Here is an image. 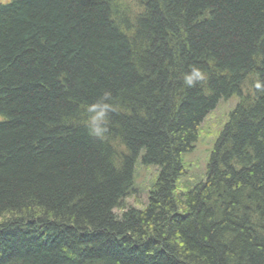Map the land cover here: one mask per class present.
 I'll return each instance as SVG.
<instances>
[{
    "label": "trees",
    "instance_id": "obj_1",
    "mask_svg": "<svg viewBox=\"0 0 264 264\" xmlns=\"http://www.w3.org/2000/svg\"><path fill=\"white\" fill-rule=\"evenodd\" d=\"M191 65L207 78L187 88ZM257 79L264 0H0V264H264ZM106 89L99 140L86 107ZM233 99L182 189L183 155ZM139 163L158 174L127 209Z\"/></svg>",
    "mask_w": 264,
    "mask_h": 264
},
{
    "label": "rangeland",
    "instance_id": "obj_2",
    "mask_svg": "<svg viewBox=\"0 0 264 264\" xmlns=\"http://www.w3.org/2000/svg\"><path fill=\"white\" fill-rule=\"evenodd\" d=\"M236 100L221 102L218 107L209 114L200 126L198 140L191 152L183 155L184 176L180 178V187L191 188L192 184L204 179L214 145L228 121L229 112L236 104ZM158 170L156 167H144L140 163L135 168L133 189L124 200V206L135 209H144L148 202V194L156 180ZM115 213L120 215L122 209Z\"/></svg>",
    "mask_w": 264,
    "mask_h": 264
},
{
    "label": "clouds",
    "instance_id": "obj_3",
    "mask_svg": "<svg viewBox=\"0 0 264 264\" xmlns=\"http://www.w3.org/2000/svg\"><path fill=\"white\" fill-rule=\"evenodd\" d=\"M207 78V72L200 66L191 65L188 71L182 74L183 85L193 88ZM257 90L264 91V82L259 79L255 82ZM115 98L111 90H104L86 107V128L88 135L99 140H104L109 133V120L115 111Z\"/></svg>",
    "mask_w": 264,
    "mask_h": 264
}]
</instances>
